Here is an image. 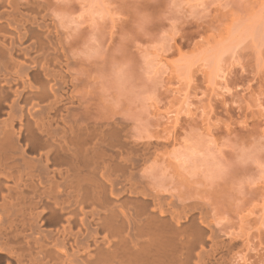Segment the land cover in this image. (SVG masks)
Segmentation results:
<instances>
[{"label":"bare ground","instance_id":"6f19581e","mask_svg":"<svg viewBox=\"0 0 264 264\" xmlns=\"http://www.w3.org/2000/svg\"><path fill=\"white\" fill-rule=\"evenodd\" d=\"M59 7L0 0V264H231L243 241L213 191L150 180L175 128L91 106Z\"/></svg>","mask_w":264,"mask_h":264},{"label":"rangeland","instance_id":"374dc122","mask_svg":"<svg viewBox=\"0 0 264 264\" xmlns=\"http://www.w3.org/2000/svg\"><path fill=\"white\" fill-rule=\"evenodd\" d=\"M48 1L76 35L91 106L122 112L137 131L175 128L158 156L169 163L150 180L212 190L219 222L244 243L231 264H264V0Z\"/></svg>","mask_w":264,"mask_h":264}]
</instances>
